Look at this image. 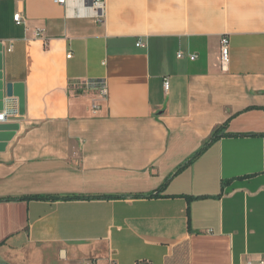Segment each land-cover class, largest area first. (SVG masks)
Segmentation results:
<instances>
[{
    "label": "crops",
    "instance_id": "obj_1",
    "mask_svg": "<svg viewBox=\"0 0 264 264\" xmlns=\"http://www.w3.org/2000/svg\"><path fill=\"white\" fill-rule=\"evenodd\" d=\"M67 1L0 0V264H258L264 0Z\"/></svg>",
    "mask_w": 264,
    "mask_h": 264
},
{
    "label": "built area",
    "instance_id": "obj_2",
    "mask_svg": "<svg viewBox=\"0 0 264 264\" xmlns=\"http://www.w3.org/2000/svg\"><path fill=\"white\" fill-rule=\"evenodd\" d=\"M87 0H81L82 4H86ZM91 2V8L94 11V17L96 18V21L98 23L103 22L104 18V10H105V0H90ZM55 3L60 4L62 6H66L68 1L67 0H55ZM14 21L17 24H21V18L19 14H16L14 16ZM138 47H142L143 44L141 41L137 42ZM229 39L227 37H222L219 42V56H220V68L222 71L226 72L228 70L229 62H230V53H229ZM10 47L8 48V52L10 51ZM70 58V55L67 56ZM183 57L181 52L177 53V58L181 59ZM190 61H194L197 57L195 55H190L189 57ZM167 86V82L164 84ZM85 90H97L99 93V96L101 98H105L106 96V85L104 81H92V82H86L83 85H80ZM5 105H8L5 103ZM92 110H97L98 105L96 103H93L91 106ZM4 109V108H3ZM18 114L17 109H4L0 112V126L6 122L8 117L16 116ZM84 264H97L94 260L86 261ZM246 264H253L252 261L246 262ZM258 264H264V258H261L258 260Z\"/></svg>",
    "mask_w": 264,
    "mask_h": 264
},
{
    "label": "water",
    "instance_id": "obj_3",
    "mask_svg": "<svg viewBox=\"0 0 264 264\" xmlns=\"http://www.w3.org/2000/svg\"><path fill=\"white\" fill-rule=\"evenodd\" d=\"M19 88L18 85L15 84H2L0 83V103H1V110H3L5 103L9 104L10 101H16L18 105L19 111L22 107V91L18 93ZM20 113V112H19Z\"/></svg>",
    "mask_w": 264,
    "mask_h": 264
},
{
    "label": "trees",
    "instance_id": "obj_4",
    "mask_svg": "<svg viewBox=\"0 0 264 264\" xmlns=\"http://www.w3.org/2000/svg\"><path fill=\"white\" fill-rule=\"evenodd\" d=\"M225 126L226 125H224V126H222V127H220V128H218L217 130H215L214 132H213V134H212V136H211V138H210V140H209V142H212V141H214V140H216V139H218L219 137H221L222 135H224L223 134V131L225 130ZM205 148V147H204ZM204 148H202L201 150H199L190 160H189V162H191L193 159H195L197 156H199L201 153H202V151L204 150ZM188 162V163H189ZM157 195V193H154V194H150V195H148V196H146V198L148 197H153V196H156ZM26 199H28V200H54L55 198H51V197H48V198H44V197H32V198H26ZM70 199H73V198H70Z\"/></svg>",
    "mask_w": 264,
    "mask_h": 264
}]
</instances>
